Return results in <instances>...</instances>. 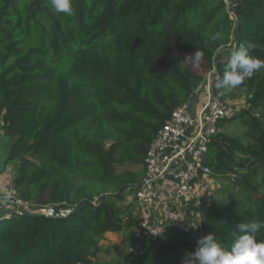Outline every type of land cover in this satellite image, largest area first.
<instances>
[{
    "label": "trees",
    "instance_id": "trees-1",
    "mask_svg": "<svg viewBox=\"0 0 264 264\" xmlns=\"http://www.w3.org/2000/svg\"><path fill=\"white\" fill-rule=\"evenodd\" d=\"M73 9L0 0V128L6 162L17 165L12 188L35 211L55 210L0 217V264H100L106 235L137 224L126 201L145 177L147 152L202 84L172 41L186 54L202 51L217 77L241 44L264 60V0H73ZM234 90L264 108V69ZM250 121L246 146L213 138V177L245 167L240 152L264 172V114ZM240 177L244 196L214 202L200 224L228 248L238 223L264 221V174ZM197 239L169 228L131 264H181Z\"/></svg>",
    "mask_w": 264,
    "mask_h": 264
},
{
    "label": "built area",
    "instance_id": "built-area-1",
    "mask_svg": "<svg viewBox=\"0 0 264 264\" xmlns=\"http://www.w3.org/2000/svg\"><path fill=\"white\" fill-rule=\"evenodd\" d=\"M212 74L218 78L216 69H213L197 90L206 87L205 100L195 116L192 114V96L178 106L170 120L158 130L144 160L145 177L128 196L141 210H164L162 216L146 217L138 223L134 238L144 248L152 246L172 227L197 238L203 236L201 222L197 226L189 222L188 216L178 209L182 208L178 204L187 208L193 203L199 210L203 207L207 190L214 186L212 169L207 163L209 145L221 133V124L233 117L222 95L212 90ZM3 140L4 130L0 128V143ZM169 177L173 183L168 191L160 189V182ZM3 199L10 215L21 214L22 210L37 213L18 198L13 188L4 192ZM47 210L41 212L44 214Z\"/></svg>",
    "mask_w": 264,
    "mask_h": 264
},
{
    "label": "rangeland",
    "instance_id": "rangeland-1",
    "mask_svg": "<svg viewBox=\"0 0 264 264\" xmlns=\"http://www.w3.org/2000/svg\"><path fill=\"white\" fill-rule=\"evenodd\" d=\"M171 47L175 54L180 58L182 64L194 70L201 78L202 83L206 82L208 75L213 70L206 68L203 60L196 63L193 58L187 57L191 54L184 53L175 41L171 42ZM213 75V74H212ZM212 90L213 92L222 95L225 104L232 112V118L224 121L221 124L222 135L232 136L246 146L250 143V137L252 135V127L250 116L256 114L262 116L264 114V108L257 105L252 100V95L245 90H233L231 92H224L223 90H217L214 87L215 75H213ZM206 96V87H203L200 91H196L193 94L192 100V114L195 116L200 104L204 102ZM9 139L3 140L0 143V151L2 152V158L0 159V217H8V209L5 207V201L3 199L4 192L11 191L13 187V179L16 175V163H7L6 158L7 150L9 148ZM237 158L239 162H242L245 167L237 168L235 173L229 175H219L213 177V185L207 191L206 198L204 199V206L208 208L214 202L224 201L228 198V195L233 193L239 197L244 196L245 190L242 186V179L240 174H245L252 177L255 181H260L264 172L255 160L249 156H245L243 153H238ZM127 203L131 204L132 209L139 208L130 200L127 199ZM32 207V206H31ZM33 209V207H32ZM43 211V210H41ZM41 211H36L41 212ZM21 213H25L24 210ZM44 214L45 211H44ZM139 223V222H138ZM134 225L130 229L122 231L120 233H111L106 235L103 246L105 252L100 254L97 258V262L100 264H131L142 253L143 245L135 240L134 232L138 225Z\"/></svg>",
    "mask_w": 264,
    "mask_h": 264
},
{
    "label": "clouds",
    "instance_id": "clouds-1",
    "mask_svg": "<svg viewBox=\"0 0 264 264\" xmlns=\"http://www.w3.org/2000/svg\"><path fill=\"white\" fill-rule=\"evenodd\" d=\"M49 3L56 14L73 15V0H49ZM220 36V33H216L211 39L217 40ZM251 47V44H241L232 49L222 76L215 80L214 87L217 90L231 92L264 69V60L250 55ZM190 57L199 63L203 52L197 49L187 59ZM262 230L264 221L261 220L238 223L230 248L218 241L214 233L199 237L195 249L184 254L181 264H264V239H258Z\"/></svg>",
    "mask_w": 264,
    "mask_h": 264
},
{
    "label": "crops",
    "instance_id": "crops-1",
    "mask_svg": "<svg viewBox=\"0 0 264 264\" xmlns=\"http://www.w3.org/2000/svg\"><path fill=\"white\" fill-rule=\"evenodd\" d=\"M0 154L2 156V152L0 151ZM0 156V159L2 158ZM5 161L7 159V155L6 158H4ZM173 183V179L171 177L167 178L166 180H163L160 182L159 186L160 189L162 190H167L170 188V185ZM1 186H0V190H1ZM179 207L182 208H178L180 209L182 212L185 213V215L188 216L189 222H191L193 225H198L200 224L202 217H203V213L208 209L205 208L204 206V202H203V207L200 208V210L198 208H195L193 203H190L187 205V208H185L184 204H178ZM177 205V206H178ZM133 214L136 218L137 223L140 222L141 220H143L146 217H150V216H162L163 215V209L158 210V209H151V210H141L140 208H135L132 209Z\"/></svg>",
    "mask_w": 264,
    "mask_h": 264
},
{
    "label": "water",
    "instance_id": "water-1",
    "mask_svg": "<svg viewBox=\"0 0 264 264\" xmlns=\"http://www.w3.org/2000/svg\"><path fill=\"white\" fill-rule=\"evenodd\" d=\"M13 202L15 201V199H13L12 200ZM72 212V210H68V211H65V212H62L61 214H60V216H67L68 214H70ZM40 214H43L42 212H40ZM46 216H48V217H53V216H55V210H54V208L53 207H51V208H49L48 210H47V213L45 214Z\"/></svg>",
    "mask_w": 264,
    "mask_h": 264
}]
</instances>
